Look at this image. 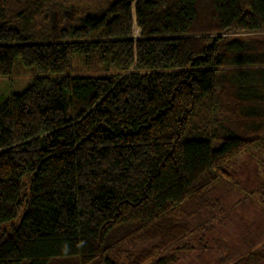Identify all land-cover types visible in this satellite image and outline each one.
<instances>
[{
	"label": "trees",
	"instance_id": "16d2710c",
	"mask_svg": "<svg viewBox=\"0 0 264 264\" xmlns=\"http://www.w3.org/2000/svg\"><path fill=\"white\" fill-rule=\"evenodd\" d=\"M75 3L0 0V78L40 74L0 110V264H191L264 209V0Z\"/></svg>",
	"mask_w": 264,
	"mask_h": 264
},
{
	"label": "rangeland",
	"instance_id": "374dc122",
	"mask_svg": "<svg viewBox=\"0 0 264 264\" xmlns=\"http://www.w3.org/2000/svg\"><path fill=\"white\" fill-rule=\"evenodd\" d=\"M91 3L93 0H76L75 6ZM79 58L76 56L74 67L80 66ZM72 74L77 73L73 71ZM39 76L37 67H28L21 58H17L13 75L0 78V110L7 99L14 94L23 93ZM255 163L256 160L253 157L243 156L235 166V175L239 181L249 185L251 189H261V193H263L264 181L260 182L262 178L254 175ZM262 177L264 178V176ZM257 238L261 239L264 244V209L258 207L256 203H250L237 211L230 218L225 228H217V231L209 236L207 251L194 252L191 264H219V259L222 257H229L233 260L239 256L238 254L247 250L248 246L252 244V240L255 239L256 241ZM247 239L250 242L244 245ZM188 262L186 260L179 264H188Z\"/></svg>",
	"mask_w": 264,
	"mask_h": 264
}]
</instances>
